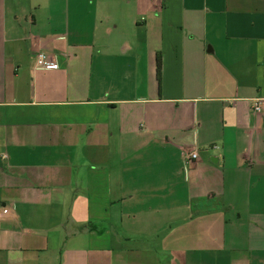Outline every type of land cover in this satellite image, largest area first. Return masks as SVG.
<instances>
[{
    "label": "crops",
    "instance_id": "crops-1",
    "mask_svg": "<svg viewBox=\"0 0 264 264\" xmlns=\"http://www.w3.org/2000/svg\"><path fill=\"white\" fill-rule=\"evenodd\" d=\"M0 264H264V0H0Z\"/></svg>",
    "mask_w": 264,
    "mask_h": 264
},
{
    "label": "built area",
    "instance_id": "built-area-1",
    "mask_svg": "<svg viewBox=\"0 0 264 264\" xmlns=\"http://www.w3.org/2000/svg\"><path fill=\"white\" fill-rule=\"evenodd\" d=\"M36 66L39 69H47V70H54L58 69V65L56 62L50 59V57L43 52H40L36 55ZM256 104L254 107V112L258 113L262 110V102L263 100L261 98H257ZM188 161L197 160L198 159V152L193 151L186 154Z\"/></svg>",
    "mask_w": 264,
    "mask_h": 264
},
{
    "label": "rangeland",
    "instance_id": "rangeland-1",
    "mask_svg": "<svg viewBox=\"0 0 264 264\" xmlns=\"http://www.w3.org/2000/svg\"><path fill=\"white\" fill-rule=\"evenodd\" d=\"M130 242H131V244H132V243L134 244L135 241H134V240H131ZM147 242H148V243H146V244L150 245L151 247H155V248H157V249L159 248V247L157 246V244H156V243H157L156 240H154V239H148ZM216 254H217V253L213 254L212 257H217ZM161 256H162V257H165V255H164L163 253H161ZM209 256H211V254H209Z\"/></svg>",
    "mask_w": 264,
    "mask_h": 264
},
{
    "label": "trees",
    "instance_id": "trees-1",
    "mask_svg": "<svg viewBox=\"0 0 264 264\" xmlns=\"http://www.w3.org/2000/svg\"><path fill=\"white\" fill-rule=\"evenodd\" d=\"M157 74H158V79L159 82L161 83V74H162V60H161V55H158L157 58Z\"/></svg>",
    "mask_w": 264,
    "mask_h": 264
}]
</instances>
